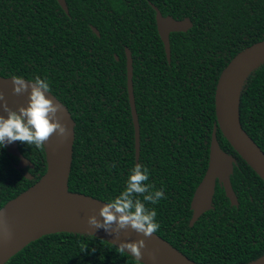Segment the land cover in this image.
I'll use <instances>...</instances> for the list:
<instances>
[{
  "label": "trees",
  "instance_id": "trees-1",
  "mask_svg": "<svg viewBox=\"0 0 264 264\" xmlns=\"http://www.w3.org/2000/svg\"><path fill=\"white\" fill-rule=\"evenodd\" d=\"M0 0V75L37 76L75 122L69 192L109 202L126 187L136 163L135 129L127 90L131 52L140 124L139 164L165 198L155 208L156 233L197 264H254L264 259V180L217 129L221 148L236 158L231 176L239 205L217 183L213 208L190 227L191 202L209 163L217 123L215 91L230 61L264 41V0ZM163 16L190 19L170 35L171 61L156 25ZM99 31V36L92 30ZM242 127L264 152V63L245 80ZM33 165L0 147V209L46 172L45 147L17 141ZM142 199V197H141ZM6 264H137L101 238L56 233L31 243Z\"/></svg>",
  "mask_w": 264,
  "mask_h": 264
},
{
  "label": "water",
  "instance_id": "water-1",
  "mask_svg": "<svg viewBox=\"0 0 264 264\" xmlns=\"http://www.w3.org/2000/svg\"><path fill=\"white\" fill-rule=\"evenodd\" d=\"M68 14L66 0H56ZM156 12V25L159 36L164 44L168 62L171 61L170 35L176 32H187L193 27L190 19L176 20L171 16H163L160 10L153 6ZM99 36V31L92 27ZM264 63V41L253 44L234 57L223 70L215 91V112L217 123L214 126L210 156L207 171L197 187L192 202L193 212L190 227L205 213L213 208L216 185L219 183L225 191L232 206H238V197L233 189L231 176L237 160L227 154L220 146L217 137L219 128L236 153L264 180V152L248 135L241 124L239 115V98L248 75ZM127 90L135 129L136 163H139L141 151L140 124L134 95V70L131 52L126 49ZM12 78L0 75V92L6 98L9 108L18 110L27 106L29 92L16 95L13 92ZM55 102L62 105L63 111L58 113L61 123L67 124L70 136L64 140L53 134L45 143L47 169L45 174L30 188L9 201L0 209V264H6L31 243L56 233H80L95 236L108 241L117 247L121 242H136L145 240L146 247L142 249L143 264H197L172 246L168 241L154 233L151 237L137 233L131 227L121 230L117 237L109 235L105 230H97L89 225V217L95 215L99 220L100 208L107 202L69 192V179L72 170L75 122L67 107L52 93H47ZM0 101V115L7 117ZM9 154L20 159L17 168L33 167L13 142L5 147ZM6 222L12 233L11 240L3 236V223ZM115 227V226H114ZM128 251V250H126ZM131 255V253L129 252ZM154 257V259H153ZM264 264V259L254 263Z\"/></svg>",
  "mask_w": 264,
  "mask_h": 264
},
{
  "label": "clouds",
  "instance_id": "clouds-1",
  "mask_svg": "<svg viewBox=\"0 0 264 264\" xmlns=\"http://www.w3.org/2000/svg\"><path fill=\"white\" fill-rule=\"evenodd\" d=\"M12 80L14 94H24L30 89L29 102L26 107L21 106L18 110H13L8 107L4 94L0 92V101L4 102L3 109L7 112V117L0 115V147L19 141L42 150L53 134L67 140L70 136L68 126L61 123L58 116V113L63 111L62 105L47 95L52 91L50 81L39 76L34 80L14 76ZM149 180L148 168L137 163L131 169L124 190L100 208L99 215L103 220L93 215L89 217V225L117 237L121 230L129 227L146 237L157 233L160 229L156 219L158 213L155 208L147 207V204H158L161 198L166 197L162 190L154 189ZM3 236L6 240L12 238L6 222L3 223ZM145 247V240L141 239L136 242H121L117 250L120 254L130 252L137 264H143L142 249Z\"/></svg>",
  "mask_w": 264,
  "mask_h": 264
},
{
  "label": "flooded vegetation",
  "instance_id": "flooded-vegetation-1",
  "mask_svg": "<svg viewBox=\"0 0 264 264\" xmlns=\"http://www.w3.org/2000/svg\"><path fill=\"white\" fill-rule=\"evenodd\" d=\"M14 110V109H13ZM16 168L19 166V162H18V165H15ZM18 169V168H17ZM19 169H24L23 171V175L28 178V179H32L33 176L29 173V169H32L33 170V167H26V168H19Z\"/></svg>",
  "mask_w": 264,
  "mask_h": 264
},
{
  "label": "bare ground",
  "instance_id": "bare-ground-1",
  "mask_svg": "<svg viewBox=\"0 0 264 264\" xmlns=\"http://www.w3.org/2000/svg\"><path fill=\"white\" fill-rule=\"evenodd\" d=\"M137 109V108H136ZM139 117V116H138ZM140 133H141V130H140Z\"/></svg>",
  "mask_w": 264,
  "mask_h": 264
}]
</instances>
